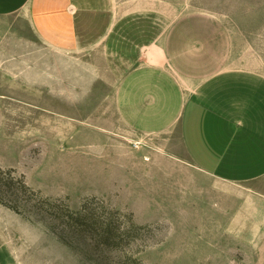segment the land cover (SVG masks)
Segmentation results:
<instances>
[{
    "label": "rangeland",
    "instance_id": "1",
    "mask_svg": "<svg viewBox=\"0 0 264 264\" xmlns=\"http://www.w3.org/2000/svg\"><path fill=\"white\" fill-rule=\"evenodd\" d=\"M107 3L111 31L94 13L69 53L45 47L25 17L0 16V168L57 201L42 210L34 198L20 213L0 204V264H264V174L229 182L200 171L178 125L135 131L119 96L139 58H169L170 82L188 81L189 97L220 89L225 74L264 80V0ZM227 83L264 92L254 78ZM255 100L264 145V93ZM67 208L129 237L111 248L66 232L52 212Z\"/></svg>",
    "mask_w": 264,
    "mask_h": 264
},
{
    "label": "crops",
    "instance_id": "2",
    "mask_svg": "<svg viewBox=\"0 0 264 264\" xmlns=\"http://www.w3.org/2000/svg\"><path fill=\"white\" fill-rule=\"evenodd\" d=\"M107 6V0H0V16L25 17L45 47L69 53L83 48L80 27L94 13L107 15L101 28L107 36L114 26V12H107ZM169 62V58H139L140 66L129 73L128 87L119 91L124 100L123 118L145 134H165L178 125L191 161L208 175L229 182L263 175L264 145L257 139L259 123L253 122L249 113H254L253 105H261L255 99L264 92H249L244 85L227 82L254 78L264 84V80L225 74L221 90L215 88L210 95L192 98L185 95L188 81L170 82L164 69Z\"/></svg>",
    "mask_w": 264,
    "mask_h": 264
},
{
    "label": "trees",
    "instance_id": "3",
    "mask_svg": "<svg viewBox=\"0 0 264 264\" xmlns=\"http://www.w3.org/2000/svg\"><path fill=\"white\" fill-rule=\"evenodd\" d=\"M38 202L39 209H55L57 201L44 198L40 193L30 188L23 176H16L14 171H5L0 168V204L20 213L21 207L37 206L33 205L34 199ZM45 207V208H44ZM56 221H58L64 230H78L80 237L90 235L100 245L105 247H115L123 239L129 237V231L121 229L113 219L98 215L96 212L88 211L83 208L82 211L73 212L66 209L65 213L60 210L52 212ZM135 227V226H134Z\"/></svg>",
    "mask_w": 264,
    "mask_h": 264
}]
</instances>
